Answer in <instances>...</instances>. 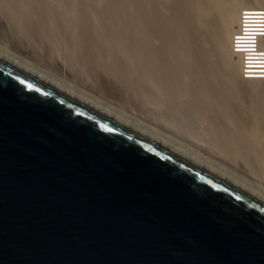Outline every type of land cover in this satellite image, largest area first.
Returning a JSON list of instances; mask_svg holds the SVG:
<instances>
[{"label": "water", "instance_id": "water-1", "mask_svg": "<svg viewBox=\"0 0 264 264\" xmlns=\"http://www.w3.org/2000/svg\"><path fill=\"white\" fill-rule=\"evenodd\" d=\"M0 264H264V196L0 56Z\"/></svg>", "mask_w": 264, "mask_h": 264}, {"label": "bare ground", "instance_id": "bare-ground-1", "mask_svg": "<svg viewBox=\"0 0 264 264\" xmlns=\"http://www.w3.org/2000/svg\"><path fill=\"white\" fill-rule=\"evenodd\" d=\"M206 1L209 7L191 2L196 4V16L192 20L189 13L192 22L187 18L185 22L187 15L180 14L182 0H0V34L7 33L10 18L9 38L21 48L32 47L33 52L46 55L61 76L54 77L6 48L0 47V56L24 64L138 132L140 124L147 137L224 170L264 196V78L239 77L238 61L231 53L232 42L241 40L233 35L244 9L262 13L263 29L256 38L260 47L255 51L264 53V0ZM58 40L69 44L63 45L69 58L50 57L59 47ZM261 60L264 63V57ZM79 72L97 77L91 89L100 88L126 108L120 111L105 96L91 100V95L80 94V88L75 93L69 85H59L66 77L73 82ZM223 90L236 101L226 100ZM129 111L137 113L139 121L129 117ZM146 111L153 123L144 121ZM160 124L166 134L157 130ZM180 132L200 139L203 152L193 141L187 148L172 138ZM254 166L257 171L251 174Z\"/></svg>", "mask_w": 264, "mask_h": 264}, {"label": "rangeland", "instance_id": "rangeland-1", "mask_svg": "<svg viewBox=\"0 0 264 264\" xmlns=\"http://www.w3.org/2000/svg\"><path fill=\"white\" fill-rule=\"evenodd\" d=\"M183 1V3H180V5L179 6H182V8L181 7H177V8H181V10H183L182 12H181V10H179L180 12V14L182 15H184L185 14V19H183V20H185V22H188L187 20H186V18L189 20V13L191 14V15H193V16H191L190 15V18L192 19V20H194V17L196 16V14L194 13L195 12V7H194V9H193V6H195L196 4V2L198 1V3H199V5L200 6H207V7H209V3L206 1V0H200V2H199V0H182ZM187 1V2H186ZM196 1V2H195ZM192 2V3H191ZM193 2H195L194 3V5L192 6L191 4H193ZM184 3H187V7L185 6V4ZM191 3V4H190ZM184 7V8H183ZM186 8V9H185ZM190 10V12H189V10ZM191 8V9H190ZM178 10V9H177ZM194 10V11H193ZM194 14H193V13ZM187 13V14H186ZM195 15V16H194ZM189 22H192L191 20H189ZM10 24H12V22H10V18H9V20L6 22V25H5V29H6V31H7V33L6 34H0V47H2V48H6V49H8L11 53L12 52H14L15 53V56L16 57H21V58H23V59H25L26 61H28V62H30V63H34L33 65H35V66H38V65H41L42 66V68H44V69H46L48 72H50L54 77H57V78H59L61 75V73L60 72H58L57 70H55V69H53V66L51 65L50 66V59H48L47 58V56L46 55H43V54H39V53H37V52H33V50H32V47H31V49L30 48H21V45H20V43L19 42H16V41H12L10 38H9V36H8V26L10 25ZM237 26H238V23H237ZM184 36V35H183ZM59 41V47L58 46H55L54 48H55V53L53 54V55H51L50 57L52 58V59H55V60H57L58 58H59V55H63V56H66V57H68L69 58V56H68V53H67V49L65 48V47H63V45L65 44V46L66 47H68V43L65 41V42H63V41H61V40H58ZM25 42V44H27V43H29L28 42V40H25L24 41ZM32 43V42H31ZM34 43V42H33ZM30 44V45H33L34 47H35V43L34 44ZM29 45V46H30ZM36 48V47H35ZM35 48H33V49H35ZM261 48H263V45L261 44ZM264 49V48H263ZM72 60V59H71ZM11 62V61H10ZM14 65H16V66H18V67H20V68H22V69H24V70H26V71H28V72H30V73H32V74H34V75H36V76H38L36 73H34L33 71H30V69H28L24 64H19V63H13ZM22 65H24L25 66V68L24 67H22ZM55 70L56 71V73L53 71V70ZM79 69V68H78ZM75 72H77L78 73V71H75ZM80 72H83V71H80ZM79 72V73H80ZM77 73H74V75H75V77H74V79H73V82H71L70 80H69V78L68 77H66V79L64 80V82L62 83V84H59V85H62L63 87L64 86H66V85H69L71 88H73L74 89V91H75V93H76V91L78 92V90H79V88H80V90H82V91H80L81 93L80 94H83V95H91V100H93V99H95L94 97H100V98H102L103 96H105V92L103 91V90H100V88H98L97 90H94V89H91V81L93 80L94 81V79L96 80L97 79V77H95V76H93L92 78H87L88 77V75L87 74H84L85 76V78L83 77V75L80 73V74H77ZM82 75V76H81ZM41 78H43L44 80H46V81H48L47 79H46V77L44 78L42 75H39ZM38 76V77H39ZM83 77V78H82ZM86 82V85H84V81ZM79 80V81H78ZM180 81H181V78H179V83H180ZM48 82H50V81H48ZM51 83V82H50ZM178 83V84H179ZM224 85H225V83H224ZM57 86V85H56ZM77 86V89L75 88ZM59 88H62V87H60V86H58ZM84 90V91H83ZM104 92V95L102 94V92ZM223 92L224 93H227L226 94V96H228V94H229V92H226V91H224L223 90ZM223 92L221 93V94H223ZM79 93V92H78ZM87 93H89V94H87ZM231 93V92H230ZM224 96H225V94H223ZM230 95V94H229ZM109 97V98H107V97ZM106 96L105 97H103V99H105L106 98V100L107 99H109V100H107L108 102H110V101H112V102H110V103H112V105H115L116 106V108L118 109V110H120V111H122V110H124V108H126V104H124L122 101H119L117 98L115 99V97H113V96H109V94H107L106 93ZM93 97V98H92ZM220 97H223L222 95L220 96ZM225 99L227 98V97H224ZM230 98H231V96H228V98L226 99V100H230ZM232 99V98H231ZM228 100V101H229ZM232 102H234V101H236L235 99H232L231 100ZM122 102V103H121ZM230 102V101H229ZM108 105V103H105L104 104V107L106 108V106ZM96 107H98V106H96ZM129 108V107H128ZM130 109V108H129ZM217 111H218V109L217 110H215V112L214 113H216V114H214L215 116H217V115H219V114H217ZM104 112V111H103ZM105 113V112H104ZM146 113V118L144 119V121H147L148 123H153L154 121H153V119H152V116H149V118H148V115H147V111L145 112ZM219 113H220V111H219ZM135 114V115H134ZM131 113V111H129L128 113H127V115L129 116V117H132V118H134L135 120L137 119V121H139V118L137 117V113ZM131 115V116H130ZM134 115V116H133ZM211 115H213V114H211ZM109 116H110V114H109ZM111 117H113V116H111ZM136 117V118H135ZM147 118H148V120H147ZM151 118V119H150ZM150 121V122H149ZM123 123V122H122ZM125 124V123H124ZM161 125V124H160ZM138 127L140 128V130H139V132H141V133H143V134H145L146 136L148 135L147 133H145L144 131H142V126L140 125V124H138ZM156 127V126H155ZM157 127H159L157 130H159V131H163L162 133H164V134H166L165 132V130L163 129V128H161V127H163L162 125L161 126H157ZM156 127V128H157ZM131 128H133V127H131ZM161 128V129H160ZM133 129H135V130H137L136 128H133ZM138 131V130H137ZM173 139H175V140H177V141H179L183 146H185V147H187V148H191L192 147V142L191 141H193V142H195L197 145H198V148L203 152V148L205 147V145L202 143V141L200 140V139H198V138H196L195 136H193V135H191V134H184V133H181L180 132V135H178V134H174L173 135V137H172ZM156 140H158V141H160V142H162V143H164V141H162L161 139H156ZM230 164V163H229ZM237 165V168H238V165L239 164H236ZM235 165V166H236ZM241 166V165H240ZM225 167V166H224ZM227 167V166H226ZM216 168V167H215ZM216 169H218V170H220V171H222V172H225L224 170H222V169H220V168H216ZM254 169L255 170H253L252 171V169H251V171H249L251 174L253 173V174H255L256 173V171H257V166H254ZM243 170V169H242ZM240 172H242V171H240ZM226 173V172H225ZM246 174H249L248 172H246ZM256 176V175H255ZM250 177V176H249ZM250 178H252V177H250ZM257 178V177H256Z\"/></svg>", "mask_w": 264, "mask_h": 264}, {"label": "built area", "instance_id": "built-area-1", "mask_svg": "<svg viewBox=\"0 0 264 264\" xmlns=\"http://www.w3.org/2000/svg\"><path fill=\"white\" fill-rule=\"evenodd\" d=\"M250 11L252 10L240 11L239 23L235 27L236 33L233 36L241 40L232 42L231 53L238 61L239 77L244 80H260L264 78V66H262L264 63L261 62L264 53L255 49L260 47L261 40L257 41L256 38L262 33L263 17L261 11L249 13ZM238 45L242 46L238 47Z\"/></svg>", "mask_w": 264, "mask_h": 264}]
</instances>
